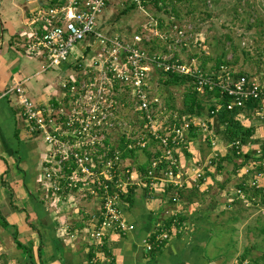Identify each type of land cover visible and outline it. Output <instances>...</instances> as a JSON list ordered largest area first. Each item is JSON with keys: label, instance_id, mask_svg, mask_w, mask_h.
Returning <instances> with one entry per match:
<instances>
[{"label": "crops", "instance_id": "0c3cea01", "mask_svg": "<svg viewBox=\"0 0 264 264\" xmlns=\"http://www.w3.org/2000/svg\"><path fill=\"white\" fill-rule=\"evenodd\" d=\"M52 1L0 0V264H87L92 253L98 264H239L240 257L248 253L245 262L251 264L248 257L264 245L260 232L264 215L251 221L254 209H245L244 202L234 196L240 187L248 186L249 176L242 173L252 172L251 168L235 171L234 163L239 161L207 169L204 182L188 184L177 204L170 203L162 190L147 196L145 189L133 187L132 203L122 207L124 221L133 231L120 235L105 230L98 246L89 236L98 227L99 199L90 198L93 204L84 209L75 192L61 204L48 199L44 175L49 149L40 136L29 132L11 90L24 82L27 96L37 106L59 103L66 96L63 85L73 80V68L88 63L84 62L88 41L75 46L69 63L58 69L48 68L44 56L27 50L30 14L48 8ZM222 143L221 138L216 142L220 148L217 159L229 150ZM195 151V155L193 151L181 154L184 169H189L193 156H211V151L205 155ZM147 161L145 157L139 164L147 165ZM246 191L245 195H251ZM172 217L182 219L180 227L171 232L161 253L152 257L145 244L156 227ZM103 247L108 257L102 254Z\"/></svg>", "mask_w": 264, "mask_h": 264}, {"label": "built area", "instance_id": "2783aa9c", "mask_svg": "<svg viewBox=\"0 0 264 264\" xmlns=\"http://www.w3.org/2000/svg\"><path fill=\"white\" fill-rule=\"evenodd\" d=\"M110 1L59 0L58 5L49 6L44 10L38 9L30 14L29 26L32 30L29 33L27 50L31 54L44 56L48 61V68L58 69L69 63L73 48L88 40V47H94L96 54L98 53L96 57H104L100 64L101 70L98 71V75L101 74L98 81L94 80L92 84L82 83L80 86L71 81L68 85L70 100L72 98L69 113L64 112L62 106L60 109H55L52 105L37 106L27 96L23 88L24 82L16 83L11 90L16 96L29 132L40 136L49 149L48 169L44 175L48 199L61 204L73 192H82L89 198L100 200L98 227L89 236L96 246L101 245L105 230L120 235L133 231V226L124 221L122 211L123 199L131 188L142 187L147 190L149 196L157 190L164 192L170 189L173 195L172 203L177 204L180 202L181 192L188 184L198 186L204 182L203 169L212 165V157L203 166L195 160L189 169H184L179 161V154L188 149L189 144L186 141L191 127L196 128L199 134L204 136L203 139L211 137V121L216 118L223 99H228V111H243L249 104L257 102L252 120L264 130V72L255 76L237 77V73L231 68L221 66L211 74L202 73L195 60L180 62L170 58L173 57L170 47L168 52L160 57H148L142 50V36L135 35L130 43H125L119 37L108 38L103 32L96 30L97 20ZM131 2L139 10H144L141 0ZM151 22L153 23L148 25V31L155 32L160 40L170 39L174 41L173 45L179 48L188 47L186 34L191 27L180 29L179 26H172L170 29L173 37H169L157 29L155 21L151 19ZM145 41L149 42L150 39ZM151 71L191 79L196 93L207 92L217 96L213 99L217 107L206 118L188 116L182 118L179 125L178 119L172 127H167L166 124L163 126L167 123L163 118L167 115V110L157 98H151L148 92ZM117 83L128 88L136 107L135 112L141 114V120L146 126L147 136L157 144L156 152L159 155L151 162L144 176L139 175L135 169L123 166L118 152L113 160L101 159L97 164L93 161V149L103 146L106 137L111 136L107 130L113 129L115 125L109 122V116L112 120L111 111H115L117 106L113 99L117 92ZM237 120L244 124L247 119L241 112ZM262 136L261 143L257 145L241 146L235 142L227 148L234 147L238 154L251 149L258 151L261 146L264 147V134ZM134 139L136 143L130 144L128 150L146 148L145 137H133L130 140ZM215 143V138H210L209 145L212 149L217 145ZM257 153V156L262 155L260 151ZM262 157L264 159V155ZM52 164L55 167H52ZM261 166L262 172L257 174L252 183L256 189H259L264 181V162ZM64 171L69 172V175ZM236 193L240 195L243 192L237 190ZM238 195L235 196L238 198ZM171 232L163 225H158L152 243L145 244L146 251L150 252L153 246H163L169 242Z\"/></svg>", "mask_w": 264, "mask_h": 264}, {"label": "rangeland", "instance_id": "374dc122", "mask_svg": "<svg viewBox=\"0 0 264 264\" xmlns=\"http://www.w3.org/2000/svg\"><path fill=\"white\" fill-rule=\"evenodd\" d=\"M237 2L240 3V8L238 7L239 16L234 15L232 11L235 6L237 7ZM261 3L262 0H210L207 4V11L200 8L198 12L201 11V13L194 16H187L186 8H177V13L179 15L177 22H182V24H191L193 27V31L195 29L199 34L198 39L205 40L204 45L202 46H194L192 42L194 40H192L188 44V47L179 48L175 44H168L170 39H167L166 41L160 40L154 34L155 32L150 33V31H148V25L153 23L151 22V19L154 21L158 20L165 23L163 27L164 30L162 31L164 33L163 35L167 34L169 37H173V35L171 34L172 29L170 28L172 27L171 20L173 19L174 14L171 12V9L169 7H165L161 8V10H157V8H155L152 3L147 4L145 6V9L142 11L139 9L131 8V0H111L103 10L102 14L99 16L97 20V26H100L98 27V29H101L103 34L108 38L119 37L125 43H130L135 35L143 36L145 39L149 38V42L153 43L154 47L159 51L158 53H163L162 50L164 48H166L165 50H167L168 52V47H170V54H172L173 56L170 58L176 59L180 62H188V60L194 57L197 58L199 62L201 60V63L203 64V66H205L206 69L214 68L217 63L216 59L220 57L221 50H225L226 57H221V60L219 61L224 63L228 62L229 64L232 63L229 65V67L233 68V70H235L237 73L255 76L260 72H264V27L262 29L255 28L252 30H247V22L250 21L251 18H253V20H255L256 17H261L262 19L264 18V10L261 6ZM200 6L201 5H199L198 7ZM208 12L213 15V17H211L210 19H207L204 16V13ZM157 33L158 31L156 32V34ZM224 35H230V37L234 41V44L240 46V48H237L236 52H231L230 48H228V44H224L225 49L223 48V46L215 47V39H221V42L224 43V40L222 38ZM203 47L206 51L202 50ZM240 49L246 51L249 56L243 57ZM88 53L89 54H87V57H84V62L88 60V63H81V66L77 67L75 70L73 68L74 77L72 81H75L76 85L78 86H80L82 83L92 84L94 80L98 81L101 75H98V71L101 70L100 64L102 63L104 57H96L98 53L96 54V49L94 47H89ZM202 53L204 56L201 55ZM158 73L159 72L156 71H151L149 73L150 75L148 78V92L151 98H157L158 101L162 105L164 104L166 107L167 115L163 116V118H165L167 123H164L163 126L166 124L167 127H172L173 124L178 121V116L176 114L177 111L181 108V101L184 90L182 88L167 89L161 87L159 83L160 75ZM69 84L63 85L62 90L64 91L63 93L66 94V96L60 98L61 100H59V103H57V108L62 106L61 109H63L64 112L67 113L70 112V107L72 106V98L70 100V93L68 92ZM116 88L117 92L114 94L113 99L117 103V106L115 111H111V113L113 114V121L111 120V116H109V122L115 124L116 126L114 125L113 129L109 128L107 130V133H111V136L106 137V143L104 141L102 143V147H96L95 149H93L96 155V164L99 163L103 158V154L101 153V151L109 152L111 148L118 149L121 146L123 135L126 139L131 137H145L146 143H148L147 149L149 150V152L153 153L157 151V144L148 138L146 132L147 130L145 128L146 126L142 123L143 121L139 118L140 116L135 112L136 107L132 102V97L128 88L121 87L118 83ZM120 105L122 107H120ZM206 113L207 112H205V116L207 115ZM211 122L212 127L210 138L212 139L213 137L215 138V140L219 141L220 136L217 132L218 128L216 127L217 125L215 118ZM246 123L247 127H253L254 130V136L252 139L253 143L251 145L254 146L258 143H261V139L263 137L262 133L264 132V130H261L262 127L258 126V123L255 120H252L250 123L246 120ZM195 132L196 133H194V139L192 138L193 141L190 145L187 146L188 149L186 151H182L179 154L180 163L184 161L183 156H181L183 152L193 151V155H195V150H200V152H202L204 155L207 154V152L211 151L210 157H212L213 159L212 162H214V160L217 161L218 156L216 152L220 150V148L219 150L217 149L218 145H216L215 148L212 149L208 144L210 142V138L203 139L204 136L199 134L198 131ZM210 157L195 159V156H193V158H191L189 162V166L194 164L195 160H197L198 163L203 166L204 163H207L209 161ZM127 161H129V163ZM139 161H141L142 163H144L145 161V155L142 152H138L136 154L135 160L134 158L132 159V161L129 158H125L122 163L124 164L125 162L127 163L125 165L129 164L132 168H137ZM235 162H237V160ZM52 167H55L54 164H52ZM211 167H213V164L210 165V167L208 166L203 169L204 179L205 175H207L206 172H208ZM251 171L252 172L244 171L242 173L243 175L246 174L247 176H249L247 177L248 188L250 186H253V179H255L258 174L257 172H254V170ZM248 172H250L249 174L251 175L247 174ZM262 185H264V181L262 182ZM146 194L147 196H149L148 193ZM235 195L238 194L235 192L234 196ZM76 198L79 201V206L81 209H84L88 205V201H90V198L82 192H76ZM237 199L244 202L243 207L245 209L250 208V203L246 201V195L244 193H240ZM92 204L93 202L89 203V205ZM252 215L253 218L251 221H256V219H259L262 215H264V209L257 208L253 210ZM248 260H251V262L249 261L251 264H263L264 245L261 247L260 251L251 254L248 257ZM244 264H246V262Z\"/></svg>", "mask_w": 264, "mask_h": 264}, {"label": "trees", "instance_id": "16d2710c", "mask_svg": "<svg viewBox=\"0 0 264 264\" xmlns=\"http://www.w3.org/2000/svg\"><path fill=\"white\" fill-rule=\"evenodd\" d=\"M209 1L210 0H149V1L148 0H141V6L145 9V6L147 4L152 3L153 6L155 8H157V10H161V8L169 7L171 9V12L174 14V17L171 20L172 26H179L180 29H182V28L186 29L188 27H191V30L187 31V34H186V37L188 38L187 39V46L192 40H194V41H192L194 46H202V45H204L205 40L198 39L199 34L197 33V31L195 29L193 31V27L191 24H182V22H177V20L179 18V15L177 13V8H180V7L186 8V10H187L186 15L187 16H194V15L201 13V11L198 12L200 8L207 11V4L209 3ZM59 3L60 2H58V0H55L50 4V6H55V5H58ZM199 5H201V6L198 7ZM261 6L264 10V0H262ZM238 7L240 8L239 2H237V7L235 6L232 11H233L234 15L239 16V13H238L239 8ZM131 8L138 9L137 6L133 3L131 5ZM204 14H205L204 15L205 18H207V19H210L211 17H213V15L210 14L209 12L204 13ZM251 20H252V23H251ZM155 23L157 24V29L162 32L164 30L163 27H164L165 23H163L162 21H158V20L155 21ZM263 27H264V18L262 19L261 17H258V18L256 17L255 20H253V18H251L250 21L247 22V30H252L255 28L262 29ZM142 38L144 39L142 50L146 53V55L148 57H153V56H156V57L159 56L160 57V55H163V53H167V51L165 50L166 48H164L162 50L163 53H158L159 51L157 50V48L154 47L153 43L146 42L145 38L143 36H142ZM222 38L224 40V43L221 42V39H215L216 40L215 47L223 46V48L225 49L224 44H228V46H229L228 48H230L231 52L232 51L236 52L237 48H240L239 45L234 44V41L232 40L230 35H224ZM173 43H174V41L168 42V44H171V45H173ZM202 50L206 51L204 47L202 48ZM241 52H242L243 57L249 56L246 53V51L241 50ZM201 55L204 56L203 53ZM221 57H226L225 50H221L220 57L218 59H216L217 63L214 66V68H212V69H206L205 66H203V64L201 63V60L199 62V60L197 58H194V57L191 58L190 60H188V62H190L191 60H195L198 64L199 69L202 71V73L211 74V72L217 71L221 66L231 68V67H229V65L232 63L229 64L228 62L224 63V62L219 61V60H221ZM231 69L233 70V68H231ZM233 71H235V70H233ZM260 73H262V72H260ZM158 74L160 75L159 83H160L161 87L167 88V89H181L182 88L184 90L183 96H182V101H181V108L177 111V114H176L178 116V119H179L178 125L180 124V120H182V118H186L188 116L197 117L198 119H203L206 116H209V113L217 107V103L215 101H213V99L217 98V96H215L214 94L207 93V92H204V94L196 93V91L194 90L191 79L184 77V76H180V75H174V74H166V75H163L160 73H158ZM244 75L254 76V75H249V74L237 73V77L238 76H244ZM256 75H258V74H256ZM227 103H228V99H226V98L220 102L219 110H218V113H217L216 118H215L216 125H217L216 127L218 128L217 132H218L220 138L222 139L223 143L227 147L231 146L235 142H238L241 146L252 144L253 143L252 139L254 136L253 127H247L246 124L240 123L237 120V116L239 114H241V112H243L244 116L246 118H249L248 120L253 119L252 118L253 110L258 106L257 102L249 104L247 106V108L243 111L238 110V109H234L233 111H228V110H226ZM51 104L55 109L58 107L57 103H55L54 101H52ZM163 106L165 107L164 104H163ZM205 112H207L206 116H205ZM136 114H138L140 116L139 118L142 119L141 114H139L137 112H136ZM59 123H61L60 120H59ZM219 129H220V131H219ZM195 131H197L196 128L191 127V129L189 131V136H188L187 141H186L187 144L190 145L191 142L193 141L194 133H196ZM131 138L133 139V137H131ZM131 138L126 139L125 136L123 135L121 146L118 149L117 148H111V150L109 152L101 151V153L103 154L102 160H113L114 155L117 152L119 153L120 161H124L125 158H130L132 160L133 158H136V154L138 152H142L148 160L147 165L140 164V166L137 167V169L135 171H137L139 175L144 176L145 173L147 172V170L149 169L151 162L155 161L159 154L157 152H153V153L151 152L150 153L149 150L147 149V146L143 150H141L139 148L128 150V146L130 144L134 145L136 143V140L134 139L133 141H131L130 140ZM150 140L153 141L152 139H150ZM105 143H106V141H105ZM258 151H260V153L262 155H264V147L263 146H261ZM258 151H256V150L254 151V149H251V151H248L246 153L241 152L238 154V150H236L234 147H231L224 157H221V159L217 160V161H219L218 163H216L217 161H214V162H212V164H213V166H217V168L220 169V165L222 162H235L236 160L237 161L239 160L240 163H238V164L234 163V170L235 171H237L238 169H241V168H247V169L251 168V170H254V172H257L260 174L262 172V166L261 165L264 162V159H263L262 155L257 156ZM95 156L93 157V161H96ZM126 167L129 169H135V168H132L131 166H126ZM64 172L66 175H69V172H67V171H64ZM245 187H246V189L251 191V195L248 196L246 194L247 195L246 201L248 203H250L249 209L252 208L255 210L257 208L258 209L264 208V185H261V187L259 189H256L254 186H250L248 188V186L243 185V187H240L238 190H241L245 194V192H244V191H246ZM164 192H165V197L168 198V200L171 203L172 202V196H173L172 190L167 189ZM133 194H134L133 188L128 190L126 197L123 199L124 205L125 204L129 205L132 203ZM180 197H181V194H180ZM181 222H182V219L180 217H172L169 220H167L166 223L159 224V225H163L166 229H170V231L173 232V230L178 229L180 227ZM2 225L4 228L8 227V225L3 221H2ZM260 232H262L264 234V226L261 228ZM154 235H155V233L153 232V234L150 236V238L148 240V243H152ZM167 243H165L163 246L162 245L161 246H153L152 250L150 252H147V251L146 252L149 255H151L152 257H156L157 255H159L161 253V250L165 247V245ZM17 246L21 247L20 244H17ZM101 252L103 255H105V257H108V253H107V250L105 247L102 248ZM247 254L248 253H244L240 257L239 264H243L245 262V260L247 259ZM97 262H98V259H97L96 255H94V253H92L89 256L87 264H98Z\"/></svg>", "mask_w": 264, "mask_h": 264}]
</instances>
